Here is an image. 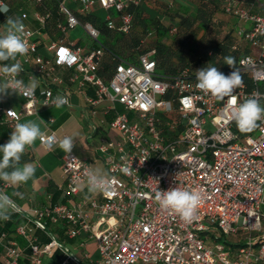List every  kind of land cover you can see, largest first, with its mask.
I'll list each match as a JSON object with an SVG mask.
<instances>
[{
    "label": "built area",
    "instance_id": "obj_1",
    "mask_svg": "<svg viewBox=\"0 0 264 264\" xmlns=\"http://www.w3.org/2000/svg\"><path fill=\"white\" fill-rule=\"evenodd\" d=\"M42 1L32 0L30 7L38 28L23 22L29 45L23 57L26 61L34 58L36 71L47 80L33 97L20 94L25 101L20 109L6 108V120L14 126L16 117L20 121L23 115L36 114L40 105H52L57 95L67 97L70 104L66 91L49 77L57 65L74 67L70 81L78 83L92 116L105 103L101 122L118 136H101L97 147L112 189L98 196H81L92 163L74 151L65 152V181L60 188L64 200H50L41 208L25 211L12 199L10 210L26 217L16 231L26 238L30 252H23L0 228L4 246L0 264H45V256H52L57 249L64 255L61 264H88L85 258H90L89 252L80 255L68 242L76 238L80 246L96 243L99 258L90 264H264V121L258 122L252 133L244 134L229 120L231 108L254 91L264 106V15L250 12L241 0H225L224 12L240 21L235 29L237 40L247 42L249 50L236 60L243 86L235 90L234 100L219 101L196 87L199 68L162 72L156 48L139 51L135 61L128 60L103 44L98 27L82 22L77 15V11L88 14L105 9L107 26L130 34L133 14L128 8L141 0H61L59 11L66 19L59 23L64 37L58 40L43 31L51 11L35 7ZM72 2L77 6L71 7ZM8 8L7 1L0 0V9L6 12ZM78 25L85 28L90 44L68 38ZM176 30L172 27L169 33ZM155 32L150 30L142 41ZM42 46L49 55L40 52ZM62 52L66 58H61ZM106 56L113 64L110 77L98 72ZM3 63L9 62H0V66ZM217 68L225 75L233 71L231 67ZM22 69L16 78L27 84ZM4 79L0 75V81ZM53 81L60 85L63 79L56 76ZM90 88L93 96L88 93ZM9 110L14 114L10 116ZM50 137L55 142L49 148ZM40 140L51 149L62 139L51 132ZM125 165L130 174L121 171ZM9 186L0 182V192L7 194ZM175 187L201 194L191 222L161 209L154 199L156 191ZM36 229L48 237L43 244L39 237L37 243ZM228 235L240 236L231 240L235 246L220 240H230Z\"/></svg>",
    "mask_w": 264,
    "mask_h": 264
},
{
    "label": "trees",
    "instance_id": "obj_2",
    "mask_svg": "<svg viewBox=\"0 0 264 264\" xmlns=\"http://www.w3.org/2000/svg\"><path fill=\"white\" fill-rule=\"evenodd\" d=\"M8 10L0 14V20L6 19L14 11L20 8L32 7V0H6ZM61 0H43L36 3L35 7L40 11H51V16L48 19L43 31L53 40H58L64 37V32L59 27V23L65 21L64 13L59 11V3ZM175 0L165 2L161 0H141L140 4H132L128 10L133 14V29L130 34L122 33L116 29L107 26L105 20L93 13H81L77 11V15L82 22H91L101 30L104 37L103 44L108 48L118 52L124 58L135 61L139 51H147L152 48L157 49L156 58L158 60V69L166 73H176L179 69L192 66L195 68H203L208 66L229 67L225 64V57L232 56L235 60L238 59L241 53H246L249 50L247 42L237 40L236 26L229 17L224 16L225 0H190L195 4V10L178 6L174 3ZM242 5L250 9V12L264 15V2L260 6L257 0H241ZM145 4L152 5V9H145ZM158 9V12L155 10ZM222 12V14L220 13ZM161 14V15H160ZM165 15L168 19L165 21L162 17ZM228 15V14H227ZM232 16V15H229ZM38 25V23L36 22ZM176 27L175 34H169V30ZM155 30L154 36L148 41H142L150 30ZM171 37V38H170ZM237 45V47H234ZM111 58L106 56L103 63L98 68V72L110 77L112 67ZM64 68V69H63ZM65 70V72H61ZM75 69L68 65H57L53 75L49 80L57 86L53 78L58 76L69 78L73 75ZM62 74H64L62 76ZM24 75V72L21 73ZM118 108L124 111L121 104ZM5 113V112H4ZM15 125L12 126L6 120V113L0 118V145H4L10 139V135ZM238 130V128H237ZM252 133V132H250ZM245 134V133H244ZM247 134V133H246ZM2 157V154H0ZM31 159L29 151H25L22 155L21 162ZM0 182H3L0 180ZM62 194L61 189L55 184H50L47 188L48 199L52 202L59 201ZM64 200V199H62ZM11 220L6 221L4 230L14 223L19 222L24 217L11 211ZM34 235L37 238L44 236V242L48 240L45 232L41 229H36ZM10 237V236H9ZM240 236H234V239ZM13 238V237H10ZM26 240L22 235H16V241L21 250L25 253L30 252V246L26 240L24 247L20 246V242ZM221 241L230 246H235L231 240L221 238ZM41 244L44 242L40 241ZM4 253V246L0 244V262ZM50 257L54 258L53 263L61 264L64 255L60 249L55 250ZM25 261V257L21 259V263ZM52 263V264H53ZM46 264V263H45Z\"/></svg>",
    "mask_w": 264,
    "mask_h": 264
},
{
    "label": "clouds",
    "instance_id": "obj_3",
    "mask_svg": "<svg viewBox=\"0 0 264 264\" xmlns=\"http://www.w3.org/2000/svg\"><path fill=\"white\" fill-rule=\"evenodd\" d=\"M29 51V45L25 39V25L20 17H6L5 30L0 35V62L16 61L15 63H3L0 66V75L4 76L0 82V95L7 96L9 92L22 94L27 98L35 95L38 87V80L32 76L27 84L16 77L23 70L17 56H24ZM225 64L233 69L229 75L223 74L215 66L203 67L196 71V87L206 95H211L216 100L222 101L225 98H233L237 88L243 86V77L236 68L235 57L226 56ZM10 78V79H9ZM69 104L65 96L57 95L52 100V105L61 108ZM47 105V104H45ZM13 115V110L7 112ZM11 132L10 139L4 145H0V180L11 185L27 183L35 175V167L31 163L20 166L21 158L26 148L33 145L37 139H43L45 133L39 124L35 122H19ZM230 121H234L241 133H250L258 126V122L264 121V106L260 102V94H253L240 103L232 107L229 116ZM53 138H49L48 147L54 143ZM59 147L66 153L71 154L74 147V138L66 136L59 141ZM124 174H130L129 166L121 168ZM87 187L91 193H107L112 189V181L98 169L87 171ZM15 195H20L15 193ZM155 201L161 209L178 214L185 222H191L196 210L201 203V194L196 190H186L178 187L167 191L158 190L155 192ZM12 198L0 192V219H8L9 211L13 208Z\"/></svg>",
    "mask_w": 264,
    "mask_h": 264
},
{
    "label": "crops",
    "instance_id": "obj_4",
    "mask_svg": "<svg viewBox=\"0 0 264 264\" xmlns=\"http://www.w3.org/2000/svg\"><path fill=\"white\" fill-rule=\"evenodd\" d=\"M165 2H170V0H161ZM173 1V0H172ZM174 3L177 7L182 6L189 8L191 11L195 10V4L190 0H175ZM71 7H76L75 3H70ZM145 9H152V5L145 4ZM4 9V8H3ZM156 9V8H155ZM99 10V9H97ZM96 10V11H97ZM158 12V9L155 10ZM0 9V14L2 13ZM161 15V14H160ZM223 15V14H222ZM163 16V15H162ZM224 16L229 17L235 26L240 23L239 19L235 16H229L224 14ZM10 17H20L23 22L29 24L33 28H38V25L32 18L31 8H20L14 11ZM163 20H167V16L162 17ZM6 19L0 20V34L2 35L5 30ZM71 31V30H70ZM68 38L70 40L79 41L83 45L90 44L89 37L84 38L83 36H78L77 38L71 37V32L68 33ZM40 52L45 55H49V50L42 46ZM17 60L21 63L22 67L26 70L23 77L26 82H29L32 76H35L38 80V87H43L47 80L46 76L39 75L36 71V63L34 58L29 61L24 60L23 56H17ZM9 63H15L16 61H8ZM64 69V68H63ZM61 72H65L62 70ZM64 74H62L63 76ZM62 78V77H61ZM60 85L63 90L66 91L70 99V104L64 105L61 108H56L53 105H40L39 110L36 114L23 115L20 118L21 123L24 122H35L40 125L41 130L45 134L54 132L60 139L66 136H71L74 138L75 147L73 151L81 158H87L93 164V162L99 163L101 165L100 169L102 173L107 175L106 168L103 164L101 154L99 153L97 147L100 142L101 136H106L109 138L117 139V133L111 130L101 122V118L104 116V106L105 103L98 106V113L95 116L91 114V108L86 104L84 96L79 92L78 83L71 82L69 78H65ZM3 82V81H0ZM88 93L94 95L93 89H89ZM25 101L22 95L9 92L7 96L0 95V118L5 115V109L12 107L15 109H20L21 105ZM8 142V138L4 139ZM79 144L82 146L80 147ZM80 148V149H79ZM83 148V149H81ZM25 151H29L31 159L20 163L22 166L25 163H31L35 167V175L24 184L11 185L6 189L7 194L16 201L20 206L23 207L25 211L34 210L41 208L50 201L47 195V188L50 184H55L59 188L64 184L65 175L62 171L63 167V155L64 151L59 147V144L51 149L45 147L40 139H37L35 143L26 148ZM94 169V168H93ZM95 170V169H94ZM83 191L81 196L96 195L99 193H91L87 186H83ZM19 193L20 195H15ZM63 195L61 194L59 200H62ZM11 210L9 211L8 219H0V228H4L6 221L11 220ZM24 218L19 222H14L7 230L8 235L16 240V235H19L16 228L20 224L26 222V217L24 214L16 213ZM44 236L40 237V241L44 242ZM18 241V240H17ZM19 242V241H18ZM71 246L80 255H83L86 251L89 252L90 258H85V261L90 264L92 260H97L99 258V253L97 251V245L94 241H88L85 246L79 245V239L68 240ZM26 240L20 242V246L24 247ZM54 261L53 257L45 256L44 262L46 264H52ZM55 264V263H53ZM70 264H75L71 262Z\"/></svg>",
    "mask_w": 264,
    "mask_h": 264
},
{
    "label": "rangeland",
    "instance_id": "obj_5",
    "mask_svg": "<svg viewBox=\"0 0 264 264\" xmlns=\"http://www.w3.org/2000/svg\"><path fill=\"white\" fill-rule=\"evenodd\" d=\"M257 1H258V4H259L260 6L263 5L264 0H257ZM184 8H185V7H184ZM95 13H96L98 16H100L103 20H105L108 12H107V10H105V9H99V10L95 11ZM220 13L222 14V12H220ZM153 30H154V29H153ZM70 32H71V37H72V38H77L78 36H83L84 38H88V37H89L88 34H87V32H86V30H85V28H84L82 25H78V26L74 27L73 29H71ZM169 34H170V33H169ZM170 36H171V34H170ZM170 38H171V37H170ZM100 39L102 40V42L104 41V37H103L102 34H101V36H100ZM79 146L82 147L80 144H79ZM79 149H80V148H79ZM81 149H83V148H81ZM92 167H93L94 169H98V170L101 171V169H100L101 165H99V163H97V162H93ZM62 171H63V167H62ZM63 173H64V172H63ZM233 237H234L233 235H228V238H229L230 240H233V239H234Z\"/></svg>",
    "mask_w": 264,
    "mask_h": 264
},
{
    "label": "snow or ice",
    "instance_id": "obj_6",
    "mask_svg": "<svg viewBox=\"0 0 264 264\" xmlns=\"http://www.w3.org/2000/svg\"><path fill=\"white\" fill-rule=\"evenodd\" d=\"M61 58H62V59H63V58H66V57H65V54H64L63 52L61 53Z\"/></svg>",
    "mask_w": 264,
    "mask_h": 264
}]
</instances>
